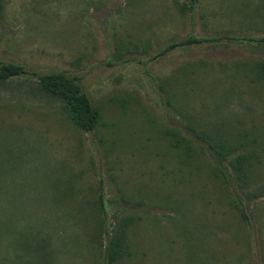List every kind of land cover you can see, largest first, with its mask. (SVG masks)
Wrapping results in <instances>:
<instances>
[{"label": "rangeland", "instance_id": "obj_1", "mask_svg": "<svg viewBox=\"0 0 264 264\" xmlns=\"http://www.w3.org/2000/svg\"><path fill=\"white\" fill-rule=\"evenodd\" d=\"M188 36L216 40L154 57ZM0 62L27 72L0 81V264H97L128 217L116 264H264V0H0ZM49 72L76 78L92 130L38 88ZM191 129L249 156L245 193L174 147Z\"/></svg>", "mask_w": 264, "mask_h": 264}, {"label": "trees", "instance_id": "obj_2", "mask_svg": "<svg viewBox=\"0 0 264 264\" xmlns=\"http://www.w3.org/2000/svg\"><path fill=\"white\" fill-rule=\"evenodd\" d=\"M189 8L192 7L194 0H188ZM230 39H243L241 37H229ZM209 40H216V38H203L188 36L179 41H173L161 48L154 57L160 56L170 49L192 43H200ZM260 77L264 79V64H257ZM24 67L17 63L0 62V81L7 80L15 76L26 74ZM36 83L38 88L47 95L58 99L63 106L72 122L83 131H90L96 125L98 114L91 105L88 97L81 91L75 77L68 76L62 72H49L45 74L36 75ZM191 137L181 136L172 143L174 147L180 144L188 145L193 140L197 141L199 149L206 151L209 157L215 163L216 171L227 182L233 179L236 182V187L241 193H245L244 185L246 184V172L250 166L246 154H236L233 158L227 160V154L230 152L231 145H228L223 138L215 137L205 130H190ZM225 163V164H224ZM230 169V170H229ZM232 171V173L230 172ZM97 207L99 211L105 216V208L103 207V192L101 183L97 186ZM240 218L246 220L241 201L239 206H235ZM132 222L130 217L121 219L116 225L111 228H104L103 245L100 250V261L97 264H116L119 260L128 257L131 254L130 246L127 242L126 229Z\"/></svg>", "mask_w": 264, "mask_h": 264}]
</instances>
